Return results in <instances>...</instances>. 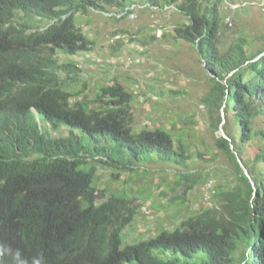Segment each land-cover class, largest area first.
<instances>
[{"label": "trees", "instance_id": "trees-1", "mask_svg": "<svg viewBox=\"0 0 264 264\" xmlns=\"http://www.w3.org/2000/svg\"><path fill=\"white\" fill-rule=\"evenodd\" d=\"M149 2L158 8L175 7L187 19L165 37L195 47L205 64L212 88L203 103L212 116L213 110L224 113L223 129L231 139H216V159L222 153L230 161L228 174L235 184L216 189L213 197L221 201L217 207L201 208L175 230H163L148 241L123 247L121 234L138 212L134 201L144 200L147 192L130 194L125 187L122 194L106 199V191L94 185L96 169L88 159L136 173L141 164L153 160L189 169L193 157L182 134L174 140L161 129H134L131 107L135 97L120 83L102 86L94 98L84 91L66 93L65 85L55 83L29 87V91L45 103L36 104L40 119L55 132L62 126L71 129L69 135L51 137L47 125L38 123L29 109L14 118L0 115V201L9 203L3 208L25 230L38 226L53 232L62 246L90 235L69 224L71 219L84 217L88 227L96 228L94 235L101 238L108 253L105 264H264V127L256 128V121L264 119V44L252 54L248 51L251 41L238 37L221 54L217 46L223 22L220 0ZM128 5L126 0H0V71L6 73L5 68L20 60L31 62L37 51L38 44L25 34L34 19L26 15V22L21 14L55 20L46 38L53 36L59 50L72 56L93 48L75 24L78 14L86 15L90 9L119 14ZM115 34L130 36L127 29ZM123 44L119 42L114 52ZM80 95L82 100L72 103ZM3 111L8 116L13 112ZM218 122L220 126L221 118ZM232 124L237 135L230 130ZM213 128L219 130L218 125ZM112 178L118 181L119 175L113 172ZM176 180L186 194L203 176L183 172L176 174Z\"/></svg>", "mask_w": 264, "mask_h": 264}, {"label": "rangeland", "instance_id": "rangeland-1", "mask_svg": "<svg viewBox=\"0 0 264 264\" xmlns=\"http://www.w3.org/2000/svg\"><path fill=\"white\" fill-rule=\"evenodd\" d=\"M140 1L126 0V4ZM211 1L214 3L217 0ZM220 1L223 21L217 38L220 53L228 51L238 37H246L251 41L248 49L250 53L260 50L264 44V0ZM231 9L237 10L233 12ZM167 10L157 12L153 18L150 13L142 12L134 22H128L127 19L120 21L107 12H88L78 15L75 20L82 35L100 51L102 64L82 63L77 80L68 88L70 93L84 91L85 95L94 98L99 88L108 84L110 77H114V81H118L135 97L131 107L134 129H161L170 132L174 140L182 134L193 157L189 169L153 160L141 164L140 171L136 173L113 170L88 160L96 169L94 185L106 191V199L122 194L121 189L125 187L130 194H135L137 190L147 192L142 198L144 200L134 201L138 212L131 225L121 234L123 247L148 241L163 230L173 231L201 208L217 207L221 201L213 197L216 189L224 187L226 190L229 185L235 184L228 174L230 161L222 153L216 159L218 150L215 142L221 137L223 112L213 110L212 116L210 109L203 103L212 88L210 76L195 47L181 40H173L171 36L165 37L173 34L178 24L187 21L175 7L171 6ZM227 18L231 20L229 24L225 21ZM119 29L129 30L130 36L116 35ZM116 36L125 38L120 41ZM119 42H124V48L115 53L114 47ZM139 60L140 63H137ZM130 62L133 65L128 67ZM81 100L82 95L77 96L72 103ZM219 118L222 120L220 126ZM213 124L218 125L219 130H215ZM263 127L264 119L259 118L256 128ZM230 130L238 134L233 124ZM68 133L69 129L59 130V135ZM75 133L79 134L77 131ZM80 135L89 142L87 137ZM102 145L109 147L106 142ZM113 172L119 175L118 181L113 180ZM145 172L146 175L143 174ZM183 172L200 173L203 176V180L186 194L185 187L176 182V174ZM126 181H130L129 186ZM148 195L152 198H147ZM128 198H131L129 194Z\"/></svg>", "mask_w": 264, "mask_h": 264}, {"label": "clouds", "instance_id": "clouds-1", "mask_svg": "<svg viewBox=\"0 0 264 264\" xmlns=\"http://www.w3.org/2000/svg\"><path fill=\"white\" fill-rule=\"evenodd\" d=\"M146 3L147 5L142 7L139 2H134L128 5L122 13L118 14L111 10L107 13H112L117 19H127L128 22H134L144 10H149L151 14L150 17L153 18L154 14L157 12L168 11L167 9L169 8L155 7L149 0H146ZM89 12L100 11L90 9ZM21 15L26 22L29 20L25 18L26 15H29L30 19H34V21H30V24L33 26L28 25L25 34L27 37L32 38L34 43L38 44V48L31 62H23V60H20L17 61L16 65L5 68L7 71L6 73L0 71V115L2 114L6 118H14L29 109V111L34 114L38 123H42V125L45 124V126L47 125V131L51 137H61L63 134L59 135V131H53L52 125L44 123V121L40 119L36 104L45 103L41 102L39 98L30 93L29 87H31L32 90L33 87H50L58 83L61 87L62 85L66 86L64 92L70 93L68 88L72 87L77 80L80 74L79 69L82 67L81 64L101 65L102 59L99 58L101 53L93 43V48L90 49V52L72 56L64 54L54 42L53 36L49 34V37L46 38V34L55 20L46 21L39 17H35L31 13ZM132 17H135V19H132ZM227 19L225 21H227ZM24 21H22V23H25ZM230 21L227 22V24H229ZM116 37L120 38V41L125 38L122 36ZM123 48H121V50ZM96 51L99 52L97 53L98 56L95 55ZM82 54L86 55L82 56ZM61 61L65 62L63 63ZM137 63H140V60ZM132 65L133 62L128 63V67ZM64 78H66L65 81H63ZM109 81L110 82L105 84V86H113L118 82L114 81V77H110ZM7 108L13 110L9 116L3 111ZM61 128L69 129L64 126ZM70 131L71 129H69L67 135L70 134ZM51 133H57V135L55 136ZM5 205H9L8 201H0V264L106 263L108 253L102 247L103 242L101 238L94 235V230L96 228L88 227L85 224L84 217L71 219L69 220V224L75 230L82 233H90V235L78 240H68L66 244L62 246L56 235L45 228L32 226L26 230L23 229L20 226L19 219L3 208ZM100 258H102V260H100Z\"/></svg>", "mask_w": 264, "mask_h": 264}, {"label": "water", "instance_id": "water-1", "mask_svg": "<svg viewBox=\"0 0 264 264\" xmlns=\"http://www.w3.org/2000/svg\"><path fill=\"white\" fill-rule=\"evenodd\" d=\"M262 56H263V55H262ZM262 56H261V57H262ZM259 58H260V57H259ZM259 58H257L256 60H258ZM222 119H223V123H222V126L220 127L221 137L231 142V139L226 135V133H225V131H224V129H223V125H225V115H224V113L222 114ZM236 156H237V154H236ZM237 157H238V156H237ZM238 162H239L241 168L244 170L245 175H246V176L249 178V180L251 181L247 169H246L245 166L242 164V162H241V160H240L239 158H238ZM251 182H252V181H251Z\"/></svg>", "mask_w": 264, "mask_h": 264}, {"label": "crops", "instance_id": "crops-1", "mask_svg": "<svg viewBox=\"0 0 264 264\" xmlns=\"http://www.w3.org/2000/svg\"><path fill=\"white\" fill-rule=\"evenodd\" d=\"M139 3H140V6H142V7H144L145 5H147L146 0L145 1L144 0H141ZM144 13H150V11L149 10H144Z\"/></svg>", "mask_w": 264, "mask_h": 264}, {"label": "built area", "instance_id": "built-area-1", "mask_svg": "<svg viewBox=\"0 0 264 264\" xmlns=\"http://www.w3.org/2000/svg\"><path fill=\"white\" fill-rule=\"evenodd\" d=\"M237 9H231V11L235 12ZM132 19H135V17H132ZM230 21V18L227 19V22Z\"/></svg>", "mask_w": 264, "mask_h": 264}]
</instances>
